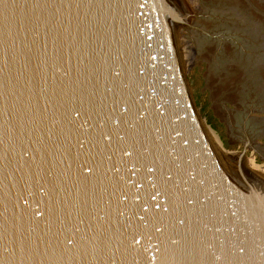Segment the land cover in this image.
I'll list each match as a JSON object with an SVG mask.
<instances>
[{
    "label": "water",
    "instance_id": "95a60500",
    "mask_svg": "<svg viewBox=\"0 0 264 264\" xmlns=\"http://www.w3.org/2000/svg\"><path fill=\"white\" fill-rule=\"evenodd\" d=\"M169 7L0 0V264H264V184L193 121Z\"/></svg>",
    "mask_w": 264,
    "mask_h": 264
},
{
    "label": "rangeland",
    "instance_id": "374dc122",
    "mask_svg": "<svg viewBox=\"0 0 264 264\" xmlns=\"http://www.w3.org/2000/svg\"><path fill=\"white\" fill-rule=\"evenodd\" d=\"M169 3L158 35L193 121L199 113L211 127L201 112L206 105L224 139L196 126L220 152L219 136L224 156L264 184V0Z\"/></svg>",
    "mask_w": 264,
    "mask_h": 264
},
{
    "label": "trees",
    "instance_id": "16d2710c",
    "mask_svg": "<svg viewBox=\"0 0 264 264\" xmlns=\"http://www.w3.org/2000/svg\"><path fill=\"white\" fill-rule=\"evenodd\" d=\"M193 88H199L202 84V80L199 78L197 83H193L190 81ZM201 112L206 117L207 122L211 125L212 128L217 130L222 139H224V134L221 130V124H219L214 117L207 111L206 105L201 106Z\"/></svg>",
    "mask_w": 264,
    "mask_h": 264
},
{
    "label": "bare ground",
    "instance_id": "6f19581e",
    "mask_svg": "<svg viewBox=\"0 0 264 264\" xmlns=\"http://www.w3.org/2000/svg\"><path fill=\"white\" fill-rule=\"evenodd\" d=\"M197 122H198V125H199V128L201 127L202 129L204 128V125H206L205 123H204V121H201V120H199V118H197ZM207 126V125H206ZM210 130H211V132H213V130L209 127V126H207ZM204 130V129H203ZM215 136V135H214ZM218 149H220V152H222V154L223 155H225L224 154V151L221 149V147L219 146V148ZM226 156V155H225Z\"/></svg>",
    "mask_w": 264,
    "mask_h": 264
}]
</instances>
